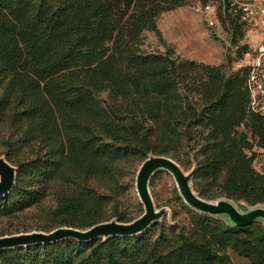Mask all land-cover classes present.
<instances>
[{
	"label": "trees",
	"instance_id": "1",
	"mask_svg": "<svg viewBox=\"0 0 264 264\" xmlns=\"http://www.w3.org/2000/svg\"><path fill=\"white\" fill-rule=\"evenodd\" d=\"M214 2L242 58L247 26L230 0H0V156L18 167L0 218L35 208L46 232L130 222L117 205L150 154L196 164L193 186L206 199L264 204L254 165L264 114L250 108L249 65L185 58L158 25L163 12ZM146 32L166 50L146 51ZM181 205L185 218L137 235L0 249V264H234L229 250L264 264L262 222Z\"/></svg>",
	"mask_w": 264,
	"mask_h": 264
},
{
	"label": "rangeland",
	"instance_id": "2",
	"mask_svg": "<svg viewBox=\"0 0 264 264\" xmlns=\"http://www.w3.org/2000/svg\"><path fill=\"white\" fill-rule=\"evenodd\" d=\"M173 17L183 20L184 23L171 28V24L174 23ZM207 18V14L198 9L195 4H189L163 12L158 18V25L164 30L160 28L167 46L173 47L176 53L183 57L186 54L206 61L219 62L220 60L221 63H226L228 57L236 59L228 66V71L249 65L256 47L248 42L250 40V30L244 28V37L239 41V45H248V52L242 58H239V49L233 43V35L230 30L220 21L218 15L214 25H210ZM192 19H196L195 22H192ZM143 48L148 52L165 51L166 45L159 40L154 32H146ZM185 166L186 170H189L190 165L186 164ZM135 183L130 191L119 199L117 205L120 211H123L132 219L139 217L144 211ZM150 189L159 209L164 207L171 209V213L164 216L165 219H172L173 214L176 212L175 219L182 220L185 218L186 212L181 205L183 199L178 198L179 190L170 172L163 170L155 174ZM237 204L244 208L243 203L238 202ZM43 205L46 207L55 205L53 196H48ZM38 223L39 213L35 208L13 217H1L0 236L40 230ZM228 254L234 264H251L249 260L231 250L228 251Z\"/></svg>",
	"mask_w": 264,
	"mask_h": 264
},
{
	"label": "water",
	"instance_id": "3",
	"mask_svg": "<svg viewBox=\"0 0 264 264\" xmlns=\"http://www.w3.org/2000/svg\"><path fill=\"white\" fill-rule=\"evenodd\" d=\"M197 166L186 170L176 159L167 155L150 154L138 168L136 190L144 207V212L130 222L113 218L97 223L88 228L61 226L49 232L34 230L0 236V249L15 248L39 243H53L64 239L90 241L111 236L137 235L150 228L156 221L171 213V209L158 208L154 201L150 185L153 176L159 171L170 172L177 184L183 200L200 213L227 218L231 223L240 226L251 225L256 221L264 223V204L242 208L226 196L215 200L202 197L193 186V177ZM18 167L5 156H0V198L6 196L16 185Z\"/></svg>",
	"mask_w": 264,
	"mask_h": 264
},
{
	"label": "built area",
	"instance_id": "4",
	"mask_svg": "<svg viewBox=\"0 0 264 264\" xmlns=\"http://www.w3.org/2000/svg\"><path fill=\"white\" fill-rule=\"evenodd\" d=\"M230 6L235 8L244 21L247 28L252 30L254 27L259 26V15L257 7L247 0H230ZM196 7L207 14L208 22L214 25L217 19V10L219 7L218 2ZM263 39L258 43L255 48V53L249 62V73L247 78V88L250 95V108L252 111L264 114V28L261 29Z\"/></svg>",
	"mask_w": 264,
	"mask_h": 264
},
{
	"label": "crops",
	"instance_id": "5",
	"mask_svg": "<svg viewBox=\"0 0 264 264\" xmlns=\"http://www.w3.org/2000/svg\"><path fill=\"white\" fill-rule=\"evenodd\" d=\"M247 1L252 2L258 9L259 26L254 27L252 30H250V32H249L250 40L248 41L249 43H252L253 46L255 45L257 47L258 43L263 39V34L261 33V29L264 28V0H247ZM173 18H174L173 19L174 23L171 24V28H173V27L175 28L178 26V24L181 25L182 23H184L183 20H178V18H175V17H173ZM195 20L192 19V22L193 21L195 22ZM160 28L163 30L162 27H160ZM184 57L194 59V60H197L199 62L208 63V64H220L221 63L220 60H219V62L206 61L203 59L194 58L193 56H189V55L187 56L186 54ZM254 165H255L257 170H259L260 172H264V148L258 150V155L256 157Z\"/></svg>",
	"mask_w": 264,
	"mask_h": 264
}]
</instances>
